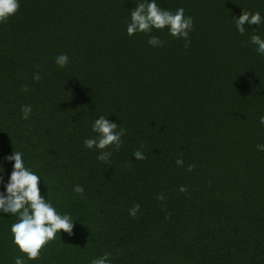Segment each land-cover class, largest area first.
<instances>
[{
    "label": "trees",
    "instance_id": "obj_1",
    "mask_svg": "<svg viewBox=\"0 0 264 264\" xmlns=\"http://www.w3.org/2000/svg\"><path fill=\"white\" fill-rule=\"evenodd\" d=\"M141 2L19 0L0 24V192L19 151L41 195L74 220L73 235L61 230L29 260L13 243L18 217L0 212V264H90L105 252L111 264H264V56L250 43L264 23L241 35L234 20L264 18V0H156L192 17L187 48L167 27L129 36ZM100 116L127 130L108 162L84 146Z\"/></svg>",
    "mask_w": 264,
    "mask_h": 264
},
{
    "label": "clouds",
    "instance_id": "obj_2",
    "mask_svg": "<svg viewBox=\"0 0 264 264\" xmlns=\"http://www.w3.org/2000/svg\"><path fill=\"white\" fill-rule=\"evenodd\" d=\"M19 8V0H0V24L7 23ZM130 17V22L127 24L129 36L137 32L147 34L153 29L163 30L167 27L172 37L185 41V48L191 43L189 33L193 30L194 21L192 17L185 16L183 8L173 13L160 8L156 0H150V2L143 0L130 12ZM234 20L236 29L241 35L246 31L245 25L259 26L264 23V18L259 12L253 13L245 10L239 18ZM148 43L153 47L164 45V41L157 36H151ZM250 43L256 46V52L259 55L264 56V38L254 34L250 38ZM56 64L61 68L66 67L69 64L68 56L66 54L57 56ZM32 78L34 81H39L40 73H35ZM23 90L28 91V87L25 85ZM21 112L22 118L27 120L32 113V108L30 105H24ZM260 124L264 125V116L260 118ZM92 131L97 133V136L85 139L84 146L89 150L94 148L100 150L97 159L102 162L109 161L112 151H119L123 143L122 137L127 134L126 129L119 127L104 116L95 120ZM110 146H113L112 151H106ZM257 148L264 151V144L257 145ZM133 156L136 160L146 159L140 150L135 151ZM22 157L23 153L19 151H14L12 155L6 157L7 161H14V164L8 182L4 185L6 191L0 192V212L18 217V222L11 226L13 243L27 255L29 260H37L45 246L56 239L58 232L63 230L69 236L73 235L74 220L69 215L59 214L53 205L41 195L39 187L41 177L25 166ZM183 163V159L176 160L178 166H182ZM194 168V164L188 165V171ZM0 183H3L2 177H0ZM73 191L82 197L85 189L76 185ZM179 191L186 192L187 187L182 185ZM157 198L165 199L163 194ZM139 210L140 205L135 204L129 209V215L136 217ZM110 257L111 253L105 252L103 256L92 259L90 264H111ZM15 264H25L23 257H15Z\"/></svg>",
    "mask_w": 264,
    "mask_h": 264
}]
</instances>
